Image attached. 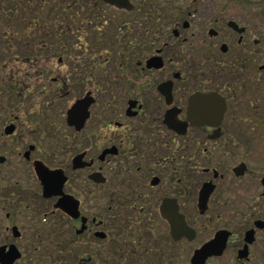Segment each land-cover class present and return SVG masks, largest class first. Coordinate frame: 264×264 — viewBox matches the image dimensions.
<instances>
[{
  "label": "flooded vegetation",
  "instance_id": "af4514ba",
  "mask_svg": "<svg viewBox=\"0 0 264 264\" xmlns=\"http://www.w3.org/2000/svg\"><path fill=\"white\" fill-rule=\"evenodd\" d=\"M255 4L229 1L218 12L217 0H0V66L9 68L0 95V264L41 263L42 248L41 264L182 261L207 218L226 224L249 209V165L235 163L232 146L244 148L245 138L232 137H246L243 124L264 115V65L254 58L264 55V10ZM212 93L226 103L218 126L202 121L217 105L191 107L195 95ZM77 103L88 112L83 122L72 118ZM37 164L63 173V194H45ZM204 188L212 189L206 204ZM45 222L52 229L42 231ZM241 223L215 228L189 264L222 230L223 253L206 264L234 239L229 259L250 263L264 212Z\"/></svg>",
  "mask_w": 264,
  "mask_h": 264
},
{
  "label": "rangeland",
  "instance_id": "374dc122",
  "mask_svg": "<svg viewBox=\"0 0 264 264\" xmlns=\"http://www.w3.org/2000/svg\"><path fill=\"white\" fill-rule=\"evenodd\" d=\"M231 2V1H235V0H217V6L218 9L217 11L220 12L222 11V8H220L223 4H225L226 2ZM237 1V0H236ZM241 1V0H240ZM249 2H254L256 3L255 5H259L261 6V8L264 10V6L262 7V5H264V0H247ZM228 4V3H227ZM258 9H255L254 12L257 13ZM215 10L213 8V14H214ZM3 24V20L0 17V29L1 26ZM4 46L2 45V42L0 41V58H4L3 54H4ZM257 61H259L261 65H264V55L260 56V57H254ZM13 64L12 61H9L6 63V60H3V62H1V64ZM5 72V73H4ZM4 72L2 71V68L0 66V95L4 96L6 94V82L7 79H4L8 73H9V68H6V70H4ZM261 76H264V71L261 72ZM261 88H262V98L261 100L263 101V106H262V111L264 114V82L261 83ZM239 123H242L239 121ZM243 124V123H242ZM243 129H246L247 131V136L246 137H236L233 136V140L234 142L236 141H242L245 138L244 141V148H239L237 145L233 144L232 146L235 148L234 152V157H235V163H238L242 158H244L243 160L246 162V164L249 165V169H250V174L248 175L250 178V198H249V209H245L242 212H238V215H236L235 218H233L231 220V216L228 217V223H223V221H218L215 222L214 220L212 221L211 218H207L204 222V226L202 227V229L200 230L199 233V239L194 242L193 244H188L185 246V251H184V258H182V261L178 260V257L176 256V254L174 256L169 255L163 258H160L158 256H154L152 258V262L151 263H146V262H139L138 264H189V260L191 257V253L190 250L196 246L197 244H199L200 241L209 239L210 235L212 234V232L214 231L215 228H221V227H226V226H233L236 229H239L242 226L241 221L246 217L248 218L249 216L252 215H260V213L264 212L263 210H259L257 209V206H259V200L257 198V194L261 193L262 188H258L257 183L260 181V177L263 176L264 174V115L262 116V119L260 122H256L254 123V121L249 122V124L246 126L245 124H243ZM47 140L45 134L42 135V142H45ZM46 145V144H45ZM203 157L205 156V154L202 155ZM202 158H200L201 160ZM206 159H202V163L201 164H208L209 162H206ZM219 162H223L221 160H219ZM228 163V162H226ZM230 164V163H229ZM16 176H22V174H16ZM44 208V206H43ZM247 208V207H246ZM41 226L44 225H48V228L43 229L42 231H47L49 229H52L49 227V223L45 222L40 224ZM53 231H54V235L57 236L58 240H65L67 238L66 236V231L65 229H59V228H55L53 227ZM44 234V233H43ZM48 235V234H47ZM238 241V239H234L233 240V247L229 250L228 253H226L224 258H221L219 260H211L208 262V264H238L236 261H234L233 259L230 260L229 257L233 256V252H234V245L235 243ZM48 250L52 251V248L47 246ZM81 248L77 247L75 249V251H73L72 255H77L81 252ZM45 251L42 248V251L40 249L39 252V258L40 261L42 263V259L44 261V258H42V252ZM83 251V250H82ZM77 252V253H76ZM90 252V251H89ZM174 254V253H173ZM97 257V255H96ZM173 257V258H172ZM263 257L264 258V239H257L255 241V243L252 246V260L250 263H245V264H264L263 262H260V259ZM72 262H74V258L72 259ZM40 262L38 264H41ZM103 264V263H102ZM106 264V263H104ZM127 264H137V263H127Z\"/></svg>",
  "mask_w": 264,
  "mask_h": 264
},
{
  "label": "water",
  "instance_id": "95a60500",
  "mask_svg": "<svg viewBox=\"0 0 264 264\" xmlns=\"http://www.w3.org/2000/svg\"><path fill=\"white\" fill-rule=\"evenodd\" d=\"M80 103H81L80 104V107H81L82 102H80ZM78 105H79V103H77L75 105L74 109L71 111L74 114V115H72V118L77 117V119H76L77 121L80 120L83 122L87 118L88 112L86 115L84 113L81 115L80 111L78 109ZM208 105H217L218 107H217V110H215V111L212 110V111L207 112V114L212 115V116H210L211 117L210 119L202 120V121L204 123L209 124V125L218 126L221 123V121L223 119L224 112L226 110L225 100L223 97H221L219 94H216V93H212V94H208V95L198 94L192 98L191 107L206 106V107L210 108V106H208ZM82 122H81L79 127H82ZM169 126L171 128H173L172 124H169ZM36 166H37L38 176L41 179L42 184L44 186L45 194L47 195V193L52 191V190H54V192L56 191L58 193L63 194L62 187H63L64 181H65V177L63 176V173L61 171H58V170H50L48 167H46L43 164H37ZM211 190L212 189L207 190V192H205V188H204L203 194H202V203L203 204L207 203L209 195L211 193ZM67 198H69V197L65 195L64 198L62 199L64 205H66V203H67ZM64 207L68 208V206H64ZM182 225L185 228L184 232L186 234H191L193 232V230L190 229L187 226V224L183 223ZM227 239H228V232L225 230L219 231L213 240L207 242L202 247L195 250L190 264H206L207 259L209 257H212L214 255L220 256L223 253ZM247 248L248 247L245 246V249L243 252L247 251Z\"/></svg>",
  "mask_w": 264,
  "mask_h": 264
}]
</instances>
